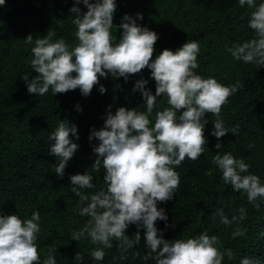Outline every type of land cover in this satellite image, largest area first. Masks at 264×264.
Segmentation results:
<instances>
[{
    "label": "trees",
    "instance_id": "obj_1",
    "mask_svg": "<svg viewBox=\"0 0 264 264\" xmlns=\"http://www.w3.org/2000/svg\"><path fill=\"white\" fill-rule=\"evenodd\" d=\"M73 3L74 0H6L0 5V214H17L23 219L39 211L40 231L35 243L41 261L53 249L57 264H80L74 260L76 252L82 255L81 264H155L152 259H142L149 251L143 228L139 229L140 242L133 247L122 249L113 239L112 247L104 249L103 259L92 261L91 250L103 246L92 244L87 235L79 241L72 239V233L81 229L89 217L79 214V198L69 184L71 174L88 171L95 187L83 190L86 194L105 187L103 168H91L95 159L92 145L97 141H89L88 135L93 127L103 126L109 110L114 113L120 106L145 110L140 92L132 89L135 81L143 77L148 81L145 87L155 93L151 70L145 66L139 73L129 74L127 81L123 77H100L99 83L106 91L101 94L94 85L88 96H82L78 88L55 95L51 89L44 95L28 93L21 78L25 73L30 78L35 75L26 62L31 58V46L23 40L27 35L33 36V43L47 33L52 34L53 42L61 38L69 45L78 42L76 26L71 21L75 13L69 11ZM116 5L112 35L117 40L121 29L115 25H119L121 17L125 13L133 17L141 13L143 19L136 22L158 33L152 58L164 48L175 50L194 39L200 49L199 67L195 69L199 75L214 77L223 85L240 82L220 112L225 127L238 125L237 134L229 132L220 137L221 147L216 149L217 138L211 135L216 117L210 112L205 114V151L198 159L185 157L175 166L180 177L175 194L157 204L167 213V227L159 219L156 227L163 229L164 238L169 240L202 231L216 235L218 248L233 251V257L226 255L222 264H240L243 257L249 258L250 264H264V200L258 199L260 206L254 207L246 193L234 191L223 182L221 172L212 163L217 152H231L249 164L248 172L264 183V66L235 60L227 51L233 43L254 38L247 23L253 9L241 7L237 0H116ZM79 7L81 12L87 10L82 3ZM157 99L159 108L168 107L166 97ZM77 104L80 111L75 108ZM59 120L74 124L79 134L78 140L73 137L79 147L62 178L53 171L56 160L49 154V145L54 141L48 137ZM241 207L246 215L238 223L224 225L219 216L213 215L223 208L231 218L239 215ZM236 227L244 234L233 237ZM137 230L131 224L126 234L131 238Z\"/></svg>",
    "mask_w": 264,
    "mask_h": 264
},
{
    "label": "clouds",
    "instance_id": "obj_2",
    "mask_svg": "<svg viewBox=\"0 0 264 264\" xmlns=\"http://www.w3.org/2000/svg\"><path fill=\"white\" fill-rule=\"evenodd\" d=\"M5 2L0 0V5ZM81 3L87 9L84 12L79 7ZM237 3L253 9L247 23L254 38L233 43L227 51L235 60L264 66V0H237ZM116 7V0H74L69 11L75 13L71 21L76 26L78 42L73 45L62 38L51 41V33L36 38L34 43L31 34L23 39L31 46V58L26 62L35 73L31 78L27 73L21 75L28 93L44 95L51 89L55 95L78 88L82 96H88L97 85L103 94L106 89L99 83L100 77H123L127 81L129 74L139 73L145 66L155 81V93L145 87L148 81L143 77L133 84L132 90L140 92L144 111L120 106L114 113L107 112L101 128L90 130L88 140L97 141L92 145L95 159L91 168L93 171L103 168L105 187L89 195L83 190L95 185L88 171L69 176L71 191L79 198V214L89 217L81 229L72 233V239L79 241L87 235L92 244L102 245L90 252L92 261H100L105 255L104 249L112 247L113 239L119 242L118 247L131 248L140 242L139 229L143 228L149 249L142 257L145 261L222 264L226 255L229 259L233 257V251L218 248L216 235L202 231L188 238L169 240L155 222L165 221L167 227V213L157 204L172 199L175 194L180 180L175 166L185 157L196 160L205 151L207 140L203 130L208 122L205 114L210 112L216 117L211 130V135L217 138L216 149L221 147L220 137L229 132L237 134L238 125L225 127L220 112L227 98L237 92L240 82L223 85L214 77L199 75L195 69L199 67L200 49L194 39L175 50L164 48L152 58L158 33L136 22L143 19L141 13L135 17L125 13L121 17L119 25H115L121 29L117 40L112 35ZM162 96L167 98L168 107L161 109L157 98ZM75 108L81 110L79 104ZM48 137L54 141L49 145V154L56 160L53 171L62 178L69 159L79 147L75 142L79 139L77 127L59 120ZM212 163L221 172L225 184H230L234 191L246 193L248 202L259 208L256 201L264 200V183L256 174L248 172L249 164L231 152H217ZM238 212L239 215L229 218L219 208L213 215L219 216L220 223L229 225L245 218L243 207ZM39 221L38 210L23 219L17 214H0V264H57L53 249L41 261L35 243ZM131 224L138 230L129 238L126 229ZM243 234L239 227L232 232L233 237ZM74 260L81 264L80 252L75 253ZM240 264H250L249 258H241Z\"/></svg>",
    "mask_w": 264,
    "mask_h": 264
}]
</instances>
